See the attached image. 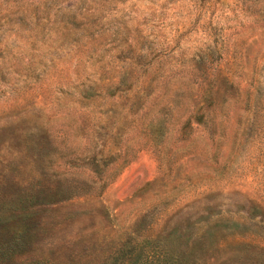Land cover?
<instances>
[{"label":"rangeland","instance_id":"374dc122","mask_svg":"<svg viewBox=\"0 0 264 264\" xmlns=\"http://www.w3.org/2000/svg\"><path fill=\"white\" fill-rule=\"evenodd\" d=\"M0 264H264V0H0Z\"/></svg>","mask_w":264,"mask_h":264}]
</instances>
